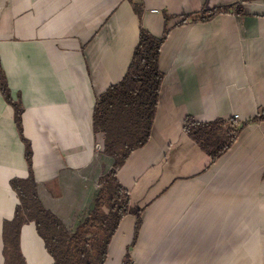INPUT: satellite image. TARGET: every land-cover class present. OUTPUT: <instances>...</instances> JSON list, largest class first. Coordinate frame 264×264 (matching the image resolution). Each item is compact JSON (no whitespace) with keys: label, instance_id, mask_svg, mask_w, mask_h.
Returning a JSON list of instances; mask_svg holds the SVG:
<instances>
[{"label":"crops","instance_id":"obj_1","mask_svg":"<svg viewBox=\"0 0 264 264\" xmlns=\"http://www.w3.org/2000/svg\"><path fill=\"white\" fill-rule=\"evenodd\" d=\"M0 0V65L23 106V135L43 205L69 228L91 208L97 180L115 161L136 217L126 214L105 264H264V0ZM204 22L177 24L204 8L232 6ZM236 8H241L237 13ZM168 20L165 21L164 15ZM169 31L160 49L163 81L148 141L128 153L109 132L94 134L99 94L121 80L142 27ZM247 122L211 161L183 121ZM24 144L0 92V264L4 220L25 178ZM26 264H52L34 223L20 231Z\"/></svg>","mask_w":264,"mask_h":264},{"label":"trees","instance_id":"obj_2","mask_svg":"<svg viewBox=\"0 0 264 264\" xmlns=\"http://www.w3.org/2000/svg\"><path fill=\"white\" fill-rule=\"evenodd\" d=\"M138 18L143 13L141 0H128ZM232 6L204 8L183 16L177 24L204 22L220 13H227ZM241 12V8H236ZM165 21L168 15L165 14ZM169 27L163 34L153 36L139 28L138 41L131 61L121 80L99 94L92 112L94 134L109 132L114 142L125 145L128 153L142 147L149 139L155 116L163 73L159 68L160 49ZM0 92L13 107L14 121L24 144V157L28 167L25 178L14 177L9 181L17 197L13 216L4 220L1 233L3 264H26L20 249L21 227L34 223L45 250L52 257V264H105L107 248L120 220L128 213L136 217L133 244L141 225V208L131 207L128 191L117 179L116 169L123 162L115 161L110 169L97 180L91 208L74 227H67L62 220L41 202L37 182L32 170V148L23 135V106L19 99L13 100L5 73L0 65ZM264 120V110L252 121ZM247 122L235 118H217L198 122L192 116L183 121V131L214 161L221 157L236 141ZM129 248L122 264H131Z\"/></svg>","mask_w":264,"mask_h":264},{"label":"rangeland","instance_id":"obj_3","mask_svg":"<svg viewBox=\"0 0 264 264\" xmlns=\"http://www.w3.org/2000/svg\"><path fill=\"white\" fill-rule=\"evenodd\" d=\"M131 7H132V5H131ZM132 9H133V7H132ZM133 12H134V10H133ZM135 13V12H134Z\"/></svg>","mask_w":264,"mask_h":264},{"label":"built area","instance_id":"obj_4","mask_svg":"<svg viewBox=\"0 0 264 264\" xmlns=\"http://www.w3.org/2000/svg\"><path fill=\"white\" fill-rule=\"evenodd\" d=\"M234 118H237V116H234Z\"/></svg>","mask_w":264,"mask_h":264}]
</instances>
